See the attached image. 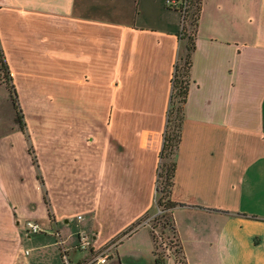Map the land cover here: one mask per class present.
<instances>
[{"label":"crops","instance_id":"0c3cea01","mask_svg":"<svg viewBox=\"0 0 264 264\" xmlns=\"http://www.w3.org/2000/svg\"><path fill=\"white\" fill-rule=\"evenodd\" d=\"M183 19L169 0H0L25 122L0 123V264H67L59 235L92 237L75 264L115 239L104 264L125 240L154 257L142 217ZM190 75L172 191L184 264H264V0L203 1Z\"/></svg>","mask_w":264,"mask_h":264},{"label":"trees","instance_id":"16d2710c","mask_svg":"<svg viewBox=\"0 0 264 264\" xmlns=\"http://www.w3.org/2000/svg\"><path fill=\"white\" fill-rule=\"evenodd\" d=\"M204 0H176L170 3V6L176 7L183 11L184 21L183 29L181 31V39L183 41V50L178 55L175 65L174 77L172 80V92L170 106L168 110V122L164 134V143L161 150V159L158 173L157 183V202L156 205L163 209V214L157 217L160 219L165 216L163 225L169 224L175 231V252L180 255L178 264H184L183 247L178 236L175 220L173 217V209L180 204L172 197L174 176L176 170V154L181 140V129L184 118V103L187 99L189 85H190V70L192 66V54L196 46L197 28L201 16V9ZM185 48V50H184ZM0 69L4 72L2 81H5L11 94L13 104L16 109V120L22 128L25 127L21 108L16 97L15 86L12 82V75L6 61L3 47L0 43ZM147 215V214H146ZM143 218V217H142ZM141 221L138 220L129 229ZM155 247L153 249L155 264H166L163 253L157 250L156 235L154 234Z\"/></svg>","mask_w":264,"mask_h":264},{"label":"rangeland","instance_id":"374dc122","mask_svg":"<svg viewBox=\"0 0 264 264\" xmlns=\"http://www.w3.org/2000/svg\"><path fill=\"white\" fill-rule=\"evenodd\" d=\"M185 50V48H184ZM4 77V72L0 69V123L8 122L13 116L15 106L12 100V94L5 81H2ZM16 109H15V119H16ZM14 118V117H13ZM157 202V198H156ZM161 210V211H160ZM163 209L156 206L152 211L147 213L142 220L148 221L151 230L156 235L157 250L163 253V257L166 260V264H178V258L175 252V231L167 224L163 225L165 216L160 219V215L163 214ZM159 215L160 217H157ZM141 220V221H142ZM113 241H117L116 239ZM131 240H125L124 245L120 248V254L114 252L112 257H109V264H155L152 251L147 248L146 245L140 244V249L137 251H132L133 247L130 245ZM124 249V250H123ZM129 249V250H128ZM80 253V252H79ZM70 255V254H69ZM72 256V254H71Z\"/></svg>","mask_w":264,"mask_h":264},{"label":"built area","instance_id":"2783aa9c","mask_svg":"<svg viewBox=\"0 0 264 264\" xmlns=\"http://www.w3.org/2000/svg\"><path fill=\"white\" fill-rule=\"evenodd\" d=\"M175 1L176 0H169V4ZM146 222L148 221L146 220ZM26 227L30 234L47 230L46 228L42 227L38 222L32 219L26 220ZM59 243L62 246V250L64 253V259L66 263L75 264L69 255V249L73 247V249L77 251V250H83V249L90 248L93 246V239L92 237L88 235H80L76 243L73 244L71 247H68L65 244L64 239L61 237V235H59ZM116 244H117V241H111L107 243L106 245H104L103 247H101L100 249H97L96 252L93 254V256L87 262H85V264H104L107 261L108 256L110 255V252L112 251L113 247H115Z\"/></svg>","mask_w":264,"mask_h":264}]
</instances>
